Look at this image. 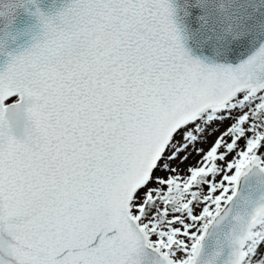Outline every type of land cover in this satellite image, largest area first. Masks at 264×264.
Returning <instances> with one entry per match:
<instances>
[{
    "label": "snow or ice",
    "instance_id": "obj_1",
    "mask_svg": "<svg viewBox=\"0 0 264 264\" xmlns=\"http://www.w3.org/2000/svg\"><path fill=\"white\" fill-rule=\"evenodd\" d=\"M0 264H264V0H0Z\"/></svg>",
    "mask_w": 264,
    "mask_h": 264
}]
</instances>
